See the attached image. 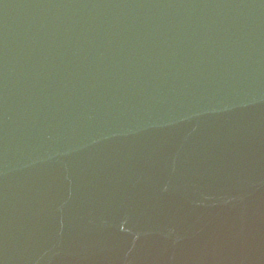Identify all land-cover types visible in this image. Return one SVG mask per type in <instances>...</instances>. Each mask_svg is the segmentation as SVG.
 <instances>
[{
  "label": "water",
  "instance_id": "obj_1",
  "mask_svg": "<svg viewBox=\"0 0 264 264\" xmlns=\"http://www.w3.org/2000/svg\"><path fill=\"white\" fill-rule=\"evenodd\" d=\"M0 264H264V0H0Z\"/></svg>",
  "mask_w": 264,
  "mask_h": 264
}]
</instances>
